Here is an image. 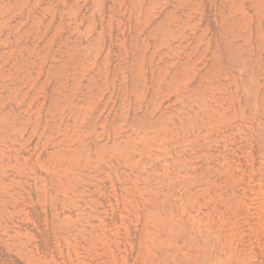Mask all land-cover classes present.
Returning <instances> with one entry per match:
<instances>
[{
  "label": "rangeland",
  "instance_id": "rangeland-1",
  "mask_svg": "<svg viewBox=\"0 0 264 264\" xmlns=\"http://www.w3.org/2000/svg\"><path fill=\"white\" fill-rule=\"evenodd\" d=\"M0 264H264V0H0Z\"/></svg>",
  "mask_w": 264,
  "mask_h": 264
}]
</instances>
